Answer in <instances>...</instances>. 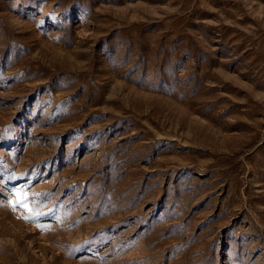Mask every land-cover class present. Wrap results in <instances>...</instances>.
<instances>
[{
	"label": "rangeland",
	"instance_id": "rangeland-1",
	"mask_svg": "<svg viewBox=\"0 0 264 264\" xmlns=\"http://www.w3.org/2000/svg\"><path fill=\"white\" fill-rule=\"evenodd\" d=\"M0 264H264V0H0Z\"/></svg>",
	"mask_w": 264,
	"mask_h": 264
},
{
	"label": "snow or ice",
	"instance_id": "snow-or-ice-1",
	"mask_svg": "<svg viewBox=\"0 0 264 264\" xmlns=\"http://www.w3.org/2000/svg\"><path fill=\"white\" fill-rule=\"evenodd\" d=\"M13 207H22L24 208L27 212H28V217L25 218H30V217H34L36 215H39V213H37L29 204L28 201V196L27 194L24 192L23 189H18L15 193V200L12 202Z\"/></svg>",
	"mask_w": 264,
	"mask_h": 264
}]
</instances>
